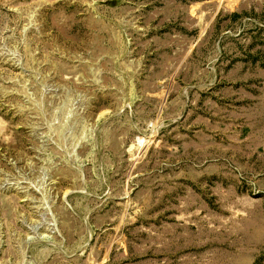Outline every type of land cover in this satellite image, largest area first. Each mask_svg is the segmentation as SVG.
<instances>
[{"label": "rangeland", "instance_id": "374dc122", "mask_svg": "<svg viewBox=\"0 0 264 264\" xmlns=\"http://www.w3.org/2000/svg\"><path fill=\"white\" fill-rule=\"evenodd\" d=\"M0 264H264V0H0Z\"/></svg>", "mask_w": 264, "mask_h": 264}]
</instances>
